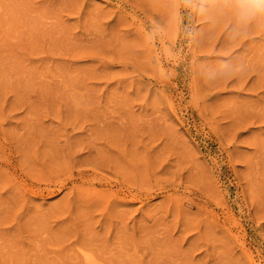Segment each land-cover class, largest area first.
I'll return each mask as SVG.
<instances>
[{
	"label": "rangeland",
	"instance_id": "1",
	"mask_svg": "<svg viewBox=\"0 0 264 264\" xmlns=\"http://www.w3.org/2000/svg\"><path fill=\"white\" fill-rule=\"evenodd\" d=\"M264 264V0H0V264Z\"/></svg>",
	"mask_w": 264,
	"mask_h": 264
},
{
	"label": "bare ground",
	"instance_id": "2",
	"mask_svg": "<svg viewBox=\"0 0 264 264\" xmlns=\"http://www.w3.org/2000/svg\"><path fill=\"white\" fill-rule=\"evenodd\" d=\"M85 261L87 262V264H98L96 258H94V256L89 253L85 255Z\"/></svg>",
	"mask_w": 264,
	"mask_h": 264
}]
</instances>
